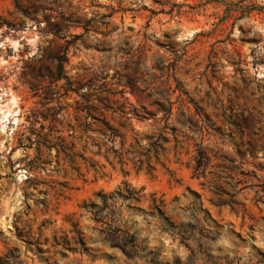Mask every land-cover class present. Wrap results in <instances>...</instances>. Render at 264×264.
<instances>
[{"label":"rangeland","instance_id":"obj_1","mask_svg":"<svg viewBox=\"0 0 264 264\" xmlns=\"http://www.w3.org/2000/svg\"><path fill=\"white\" fill-rule=\"evenodd\" d=\"M13 248L23 264H264V0H0Z\"/></svg>","mask_w":264,"mask_h":264},{"label":"trees","instance_id":"obj_2","mask_svg":"<svg viewBox=\"0 0 264 264\" xmlns=\"http://www.w3.org/2000/svg\"><path fill=\"white\" fill-rule=\"evenodd\" d=\"M172 109L168 110V113L171 114ZM107 131L109 132L108 138H111L115 141L117 136H120L113 127L107 126ZM103 167V166H102ZM0 264H23L19 259L18 250L16 248L10 249L5 254L0 255Z\"/></svg>","mask_w":264,"mask_h":264}]
</instances>
